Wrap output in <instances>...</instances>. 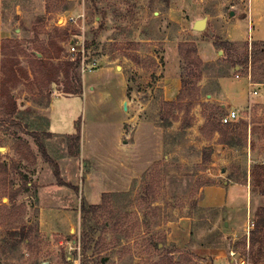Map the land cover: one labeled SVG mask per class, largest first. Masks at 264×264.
I'll return each mask as SVG.
<instances>
[{"label":"rangeland","instance_id":"obj_1","mask_svg":"<svg viewBox=\"0 0 264 264\" xmlns=\"http://www.w3.org/2000/svg\"><path fill=\"white\" fill-rule=\"evenodd\" d=\"M262 39L264 0H0V264H264V59L251 111L242 63ZM234 184L245 204L200 205Z\"/></svg>","mask_w":264,"mask_h":264},{"label":"trees","instance_id":"obj_2","mask_svg":"<svg viewBox=\"0 0 264 264\" xmlns=\"http://www.w3.org/2000/svg\"><path fill=\"white\" fill-rule=\"evenodd\" d=\"M166 1H169V0H166ZM185 44L181 43V47H182V51L185 50L184 47ZM194 50H196V48H194ZM73 54V59L70 61V64L72 67H74L75 69H78L79 66H81V56H80V53H72ZM262 57V59H264V40H257V41H254L251 46H250V49L249 51L245 54V58L243 59V62L246 66H248V63L249 61H251V66H253L252 63H256L258 60H260ZM237 64H239L237 62ZM263 67H264V64H263ZM253 75V73H252ZM81 82H79V86L75 89V90H71V89H66L65 91L66 92H69V93H73V94H81L82 93V88H81V85H80ZM9 101L8 103L6 104L5 106V109L8 113H16L17 111V103H16V100L13 99V97L9 96ZM212 123V122H211ZM213 125V129L214 130H218L219 132H221L222 134V140L227 142L231 139H233V136L236 134V131H237V128L233 127V123H227V124H224V125H220L219 124H215V123H212ZM77 128V132L74 133V134H70L68 135L69 137L71 138H74L76 141H78L80 138H81V134H80V127L79 126H76ZM43 150H44V154L47 155V152L45 150V148L43 147ZM73 149L71 148V151ZM70 154H73V152H70ZM50 158V157H49ZM51 162L53 163L54 167H55V175L57 177V181L59 184H67V182L65 180H63V178L61 177L60 175V168H59V165L56 164V162L52 161V159L50 158ZM25 186L27 187L28 186V181L24 182ZM262 194L264 196V188L262 190ZM107 195V194H104V196ZM101 204H93L91 205L89 208H84L85 211H90V209H98L100 207ZM255 226L256 228L255 229H260V228H263L264 227V206L261 208L260 212L258 213V218L256 219L255 221ZM256 231V230H255ZM16 233H20V239H23L25 236H26V232H25V229L22 228V230L19 232V231H16V230H11L10 231V234H16ZM186 259L188 261V263L190 264L192 259L190 258V256H187L186 255Z\"/></svg>","mask_w":264,"mask_h":264},{"label":"built area","instance_id":"obj_3","mask_svg":"<svg viewBox=\"0 0 264 264\" xmlns=\"http://www.w3.org/2000/svg\"><path fill=\"white\" fill-rule=\"evenodd\" d=\"M73 18V17H72ZM75 19V18H73ZM70 51L71 53H80L81 56V65H82V70L84 72L87 71H92L96 65H97V60H89V55L88 51L85 47V44H82L78 41L71 40L70 41ZM237 77H240L239 74H237ZM247 79V108L249 111L252 110V107L255 102V96L259 94L260 87L262 84H259L256 82L253 77H252V67L251 63L247 69V74L246 77ZM261 85V86H260ZM242 115L239 112V109L232 108L227 111V113L221 118L222 123L227 124V123H234L240 120ZM248 234V249H249V243H250V226L247 231ZM235 261V260H234ZM236 264H251L250 258H249V253L245 255L243 258H239L235 261Z\"/></svg>","mask_w":264,"mask_h":264},{"label":"crops","instance_id":"obj_4","mask_svg":"<svg viewBox=\"0 0 264 264\" xmlns=\"http://www.w3.org/2000/svg\"><path fill=\"white\" fill-rule=\"evenodd\" d=\"M263 40V39H262ZM239 67H237L238 69ZM85 92V87H84ZM83 92V93H84ZM82 93V94H83ZM81 95V94H80ZM247 100V99H246ZM226 105V104H225ZM51 126V118H50ZM50 131H52L50 129ZM54 133H60L53 131ZM234 186L237 187L239 191H231ZM249 197V192L247 193L246 188L238 184L234 185H209L204 189L203 198L200 201V205L205 207H237L241 204H245ZM215 264H222L219 261H216Z\"/></svg>","mask_w":264,"mask_h":264},{"label":"water","instance_id":"obj_5","mask_svg":"<svg viewBox=\"0 0 264 264\" xmlns=\"http://www.w3.org/2000/svg\"><path fill=\"white\" fill-rule=\"evenodd\" d=\"M207 25V17L199 18L195 20L193 24V28L198 31H202L206 28ZM41 55V53H39Z\"/></svg>","mask_w":264,"mask_h":264}]
</instances>
